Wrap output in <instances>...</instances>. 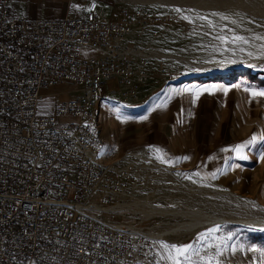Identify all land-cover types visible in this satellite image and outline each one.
<instances>
[{
    "label": "rangeland",
    "instance_id": "1",
    "mask_svg": "<svg viewBox=\"0 0 264 264\" xmlns=\"http://www.w3.org/2000/svg\"><path fill=\"white\" fill-rule=\"evenodd\" d=\"M125 7L162 16L164 26L136 35L150 52L151 77L131 103L103 100L94 127L101 158L139 169L148 182L122 201V209L102 215L150 234L163 264L172 261L161 259L167 250L160 242L193 243L216 226V237L229 247L213 264H264V224L237 221L264 220V95H252L264 93L263 2L25 0L16 12L58 18L94 10L109 19ZM61 87L67 93L58 92ZM50 90L53 96L41 100L47 112L75 87L58 83ZM240 144L246 159L232 151ZM209 253L215 249L201 255Z\"/></svg>",
    "mask_w": 264,
    "mask_h": 264
},
{
    "label": "built area",
    "instance_id": "2",
    "mask_svg": "<svg viewBox=\"0 0 264 264\" xmlns=\"http://www.w3.org/2000/svg\"><path fill=\"white\" fill-rule=\"evenodd\" d=\"M8 2L0 0V264H163L150 234L102 215L148 179L103 160L94 127L103 100L131 103L148 83L151 55L136 35L164 26L162 16L125 7L109 19L94 10L31 18ZM58 83L73 95L43 111Z\"/></svg>",
    "mask_w": 264,
    "mask_h": 264
},
{
    "label": "snow or ice",
    "instance_id": "3",
    "mask_svg": "<svg viewBox=\"0 0 264 264\" xmlns=\"http://www.w3.org/2000/svg\"><path fill=\"white\" fill-rule=\"evenodd\" d=\"M223 39V37H221ZM235 40H243V37H234ZM246 42V41H245ZM184 91H188V89H184ZM204 91V90H201ZM225 91H227L225 89ZM252 95H264V93H252ZM255 137L252 138L248 143H252L255 141ZM264 139V137H262ZM245 145L240 144L236 145L232 151L236 152L239 158L246 159L247 157L243 156V149ZM159 151V150H157ZM187 159V158H185ZM213 178H215V174H213ZM219 230V226L212 227L207 229L206 232L199 233L196 241L193 243H188L185 245H176V244H166L164 242H160L161 248L167 250V256H161V259H168L172 261V264H198L193 257H198L200 264H213V261L216 257H219L224 250L229 247L224 241L223 237H216V233ZM228 240H231L232 237L228 236ZM219 240L220 242H216ZM215 249V254L209 253L208 255H201L202 251H206L207 249ZM235 247L233 246V251Z\"/></svg>",
    "mask_w": 264,
    "mask_h": 264
},
{
    "label": "bare ground",
    "instance_id": "4",
    "mask_svg": "<svg viewBox=\"0 0 264 264\" xmlns=\"http://www.w3.org/2000/svg\"><path fill=\"white\" fill-rule=\"evenodd\" d=\"M264 4V0H261ZM68 89H66V87H61L58 89V92H64V93H67ZM223 218H218V217H215L213 218V221H222ZM237 220V219H236ZM237 221H240V222H250V223H257V224H264V220L262 219H249V220H237Z\"/></svg>",
    "mask_w": 264,
    "mask_h": 264
},
{
    "label": "crops",
    "instance_id": "5",
    "mask_svg": "<svg viewBox=\"0 0 264 264\" xmlns=\"http://www.w3.org/2000/svg\"><path fill=\"white\" fill-rule=\"evenodd\" d=\"M21 1H25V0H9L8 6H9V11L11 14H17V12H16L17 11V4L20 3ZM35 1H37V0H35ZM26 17H31V16H26ZM37 17H39V16H37ZM44 17H46V16H44ZM31 18H33V17H31Z\"/></svg>",
    "mask_w": 264,
    "mask_h": 264
}]
</instances>
